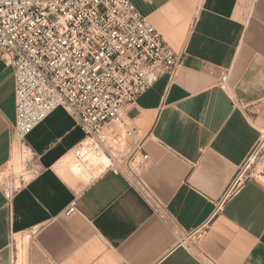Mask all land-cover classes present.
Returning a JSON list of instances; mask_svg holds the SVG:
<instances>
[{"label":"crops","instance_id":"obj_1","mask_svg":"<svg viewBox=\"0 0 264 264\" xmlns=\"http://www.w3.org/2000/svg\"><path fill=\"white\" fill-rule=\"evenodd\" d=\"M130 1L184 62L129 115L139 158L149 156L135 181L107 169L81 186L70 163L89 140L58 108L18 144L30 156L10 184L15 76L0 61V264H202L199 252L217 264H264V184L250 179L215 214L260 144L264 175V0ZM73 204L78 212L66 216Z\"/></svg>","mask_w":264,"mask_h":264},{"label":"built area","instance_id":"obj_2","mask_svg":"<svg viewBox=\"0 0 264 264\" xmlns=\"http://www.w3.org/2000/svg\"><path fill=\"white\" fill-rule=\"evenodd\" d=\"M2 60H8L14 70L13 132L19 144L63 108L78 122L86 139L103 149L111 161L116 157L107 144L123 146L120 160L108 169L134 181L136 170L149 156L139 158L141 141L136 139L140 131L130 127L129 115L156 80L174 77L184 64L130 0H0ZM227 81L225 76L221 86L228 87ZM110 124L121 125L123 134L107 132ZM127 137L136 140L134 149L125 147ZM245 181L236 174L217 202L215 214ZM76 212L73 204L65 215ZM200 231L189 232L187 240L199 237ZM36 234L34 228L24 237L32 241ZM199 258L202 264H217L202 252Z\"/></svg>","mask_w":264,"mask_h":264},{"label":"rangeland","instance_id":"obj_3","mask_svg":"<svg viewBox=\"0 0 264 264\" xmlns=\"http://www.w3.org/2000/svg\"><path fill=\"white\" fill-rule=\"evenodd\" d=\"M88 143H90V141ZM260 145L257 146V148L253 151L249 159L245 162V164L241 167V169L238 172V174H241L243 176V180H246L245 182L249 181L250 179H257L262 184H264V175L261 173L263 170V166L261 165V158L263 155L262 154L263 150ZM93 147L90 148L89 150L87 148L82 149V150L79 149L70 163L71 172L76 177L82 180L81 186L88 184L93 178L97 177L103 171L107 170L111 163L115 164L117 160L118 159L120 160L121 156L123 155V152H121L123 150V146L119 148L112 142L107 144V148L110 151V154L116 157V160L111 161L110 157L105 155L104 150L98 147L96 144ZM103 148L105 149V147ZM257 149H258V152L255 153ZM84 152L86 153L85 157H83V159H78L77 154L79 153L83 154ZM20 153L22 154V157L20 156L18 160L16 158V161L13 160L11 162L10 166H13L14 169L9 170L6 173L7 181L9 180L10 184H11L12 179L22 171V166L24 163H21V162H23L30 156L26 148H23V153L21 151ZM103 156H106L110 161L106 163L105 160H101L100 157H103ZM74 166L79 167L80 169L79 174H75L73 172ZM30 242L31 241H28L25 237L18 238L17 245L19 247L25 246V250H26Z\"/></svg>","mask_w":264,"mask_h":264},{"label":"bare ground","instance_id":"obj_4","mask_svg":"<svg viewBox=\"0 0 264 264\" xmlns=\"http://www.w3.org/2000/svg\"><path fill=\"white\" fill-rule=\"evenodd\" d=\"M19 144V143H18ZM94 146V144H92L91 142L90 143H88V142H86L85 144H84V146H82L80 149L82 150V149H85V148H87L88 150L90 149V148H92ZM94 148V147H93ZM19 145L17 146V151H16V158H17V160L19 159V156H20V151H19ZM26 153V152H25ZM85 155H86V153L84 152L83 154H81V153H79V154H77V157H78V159H83V157H85ZM107 158V157H106ZM101 159V158H100ZM101 160H105L104 158H102ZM110 160L107 158V160H105V162L107 163V162H109ZM105 163V164H106ZM112 164V163H111ZM110 164V165H111ZM109 165V166H110ZM102 169V168H101ZM23 247V246H22Z\"/></svg>","mask_w":264,"mask_h":264}]
</instances>
